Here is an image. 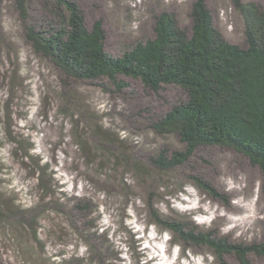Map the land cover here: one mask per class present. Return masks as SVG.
Instances as JSON below:
<instances>
[{
  "label": "rangeland",
  "instance_id": "1",
  "mask_svg": "<svg viewBox=\"0 0 264 264\" xmlns=\"http://www.w3.org/2000/svg\"><path fill=\"white\" fill-rule=\"evenodd\" d=\"M44 1L28 0L34 19L49 16L42 8ZM73 1L87 29L101 22L105 51L118 57L153 38L154 17L161 13L173 14L189 32L196 0ZM243 1L264 9V0ZM205 4L221 36L231 44L244 45L243 21L232 0H205ZM64 80L26 42L13 2L0 0L1 191L31 206L40 194L32 175L38 164L45 165L49 191L68 206L82 199L92 212L84 223L89 230L83 232V239L72 237L68 247L48 242L50 253H64L62 259L66 253L86 262L91 242L104 264H240L233 255L219 261L210 249L181 241L155 223V214L162 221L207 231L235 245L264 243V177L248 158L211 147L197 150L186 164L169 171L149 165L162 150L169 154L184 150L177 137L158 136L149 127L184 99L178 88L154 93L139 80L123 76L117 77L126 85L121 91L107 80ZM8 102L11 112L4 108ZM72 121L102 125L99 133L90 128L94 146L101 144L102 131H109L124 147L112 145L105 148L107 153L90 151V164H86L87 154L78 149ZM9 125L22 144L11 145L5 133ZM30 144L29 158L25 153ZM193 176L210 184L219 198L198 189ZM8 261L14 264L12 258ZM248 261L264 264V258L255 254H249Z\"/></svg>",
  "mask_w": 264,
  "mask_h": 264
},
{
  "label": "trees",
  "instance_id": "2",
  "mask_svg": "<svg viewBox=\"0 0 264 264\" xmlns=\"http://www.w3.org/2000/svg\"><path fill=\"white\" fill-rule=\"evenodd\" d=\"M11 1L22 22L26 42L34 54L49 61L65 77L64 83L107 80L121 91L126 85L118 82L117 77L123 76L139 80L154 93L170 86L183 93L184 99L152 120L149 127L158 136L177 137L184 150L171 154L162 150L149 165L169 171L186 164L199 149L218 147L242 154L264 177V9L261 5L232 0L243 21L244 45L231 44L223 38L214 26L205 0H196L189 15V32L179 26L173 14L161 13L154 17L153 38L116 57L105 51L101 22L87 29L73 0H45L42 8L49 16L36 19L29 13L28 0ZM4 108L12 111L9 102ZM72 122L78 149L87 154L86 164H90V151L107 153L105 148L109 150L112 145L124 147L109 131H102L101 144L94 146L90 128L99 133L102 125ZM5 128L11 145L22 144L13 136L12 126ZM32 150L30 144L25 156L30 158ZM133 165L144 170L141 164ZM45 168L38 164L32 175L40 194L31 206H23L18 199L2 192L0 185V264H6L10 258L14 264H104L91 242L87 244L90 257L86 262L66 253L62 259L64 253L52 254L47 250L48 242L68 247L72 237L83 239V232L89 230H85L88 227L84 223L92 212H88L82 199L68 206L61 197L56 198L49 191L50 183L44 180ZM192 181L210 197L219 198L215 189L200 177L193 176ZM154 217L164 230L185 243L210 249L219 261L228 255L235 256L240 264H250L249 254L264 258V243L235 245L210 232L162 221L157 214Z\"/></svg>",
  "mask_w": 264,
  "mask_h": 264
},
{
  "label": "bare ground",
  "instance_id": "3",
  "mask_svg": "<svg viewBox=\"0 0 264 264\" xmlns=\"http://www.w3.org/2000/svg\"><path fill=\"white\" fill-rule=\"evenodd\" d=\"M153 259H155V258H153ZM153 259H152V260H153Z\"/></svg>",
  "mask_w": 264,
  "mask_h": 264
}]
</instances>
